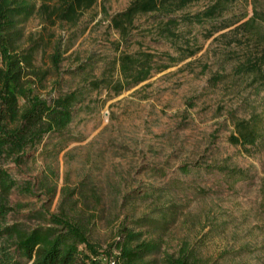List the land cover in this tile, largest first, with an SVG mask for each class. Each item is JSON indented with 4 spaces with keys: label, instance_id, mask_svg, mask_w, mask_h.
<instances>
[{
    "label": "rangeland",
    "instance_id": "374dc122",
    "mask_svg": "<svg viewBox=\"0 0 264 264\" xmlns=\"http://www.w3.org/2000/svg\"><path fill=\"white\" fill-rule=\"evenodd\" d=\"M131 1L97 0L71 23L38 14L23 23L21 43L38 42L34 65L46 74L35 93L48 99L84 88L85 98L64 136H47L22 165L10 166L18 187L8 197L11 220L34 227L41 224L38 212L63 214L83 224L102 249L123 226L143 230L146 240L160 244L146 259L153 264L185 249L203 263L264 264V132L249 153L228 141L233 119L264 120V84L232 71L253 50L234 25L209 34L245 20L264 0H236L212 23L181 22L172 39L159 35L166 18L158 13L136 16L125 36L113 29L112 17ZM211 1L198 0L172 17ZM138 53L154 56L153 70L127 85L117 59ZM100 78L124 89L91 90L88 82ZM207 164L238 168L249 178L179 172ZM162 207L170 208L164 227H139L159 219Z\"/></svg>",
    "mask_w": 264,
    "mask_h": 264
},
{
    "label": "trees",
    "instance_id": "16d2710c",
    "mask_svg": "<svg viewBox=\"0 0 264 264\" xmlns=\"http://www.w3.org/2000/svg\"><path fill=\"white\" fill-rule=\"evenodd\" d=\"M97 0H47L37 5L36 0H0V264H153L146 259L157 253L160 244L156 240H146L143 230L135 231L123 226L117 238L105 249L92 242L80 222L72 221L63 214L38 212L36 218L41 224L27 227L24 223L11 220L13 208L8 197L17 189V181L12 176L11 165H22L30 151L41 145L50 135L64 136L73 121L74 113L84 101V88L58 92L48 99L35 93L42 85L45 72L35 65L38 42L23 46L22 25L35 14L44 16L51 23L56 21L71 23L79 14L92 7ZM198 0H132L125 10L112 17L111 26L122 36L128 32L136 16L158 13L166 18L159 24V35L167 39L176 37L174 28L179 23L202 25L212 23L221 17L228 6L236 0H212L203 10L193 14H183L180 19L172 17ZM233 23L225 24L213 31L234 25V31L243 37L253 50L244 60L233 66L238 76L246 75L253 84H264V7L253 6L252 14ZM52 19V20H51ZM240 43V40H238ZM194 50L186 55L191 56ZM57 66L60 54L52 55ZM154 56L150 53L121 55L117 59L122 79L127 85H136L149 77L153 70ZM91 90L101 87L111 88L119 94L124 86L120 81L109 82L105 78L88 82ZM233 133L228 141L249 153L262 137L264 120L257 115L248 119H233ZM202 171H217L234 181L248 179V174L234 167L207 164L197 167L183 165L179 172L186 176ZM26 187L25 192L29 193ZM170 208L156 209L159 219L142 220L139 227L160 229L167 224ZM137 222V221H135ZM164 264H216L197 260L186 249L176 257L166 255Z\"/></svg>",
    "mask_w": 264,
    "mask_h": 264
}]
</instances>
